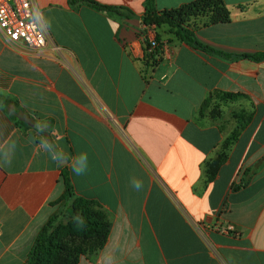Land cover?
<instances>
[{
    "label": "crops",
    "instance_id": "crops-1",
    "mask_svg": "<svg viewBox=\"0 0 264 264\" xmlns=\"http://www.w3.org/2000/svg\"><path fill=\"white\" fill-rule=\"evenodd\" d=\"M94 1L122 10L35 0L49 36L39 51L8 45L0 31V264L25 263L60 207L64 168L110 223L95 258L79 264H264V58L194 49L166 25H146L145 0ZM223 1L230 20L191 19L196 38L227 54L264 52V0ZM152 36L160 53L148 56ZM216 91L240 97L200 116ZM82 153L86 169L76 175Z\"/></svg>",
    "mask_w": 264,
    "mask_h": 264
},
{
    "label": "trees",
    "instance_id": "trees-1",
    "mask_svg": "<svg viewBox=\"0 0 264 264\" xmlns=\"http://www.w3.org/2000/svg\"><path fill=\"white\" fill-rule=\"evenodd\" d=\"M83 1L100 10L114 12H120L122 10L121 6L101 4L94 0ZM144 7L145 13L143 21L146 25H155L158 27L166 25L169 31L177 38L194 49L222 57L226 60L238 58L260 60L264 58V52L255 54H227L200 42L196 38L189 26L191 19L197 16H205L206 22L208 23L228 22L230 20L229 9L223 0H192L176 7L161 10L156 8L155 0H145ZM156 40L158 46L150 53L146 51L148 56L152 54L158 55L160 53L158 37H156ZM145 46V50H147L149 44L145 42ZM238 97H240L238 93L211 92L201 103L198 114L202 116L206 110L210 109L211 115L216 116L221 111L222 102L234 100ZM244 126L245 122L241 118L235 128L224 139L218 155L208 165L207 180H211L215 176L220 165L227 159L231 145ZM61 174L64 191L56 202H54L55 204L60 203V207L38 231L27 254V259L23 264H78L81 251L78 248L76 250L65 251L62 245V239L64 237L93 239L96 242L94 250L97 251L103 247L107 240L110 223L104 219L100 211L94 209L86 198L75 193L69 171L66 168L62 170ZM243 185L244 180L242 179L239 184H234L232 189L239 188ZM63 255L65 256V260L61 263L59 259Z\"/></svg>",
    "mask_w": 264,
    "mask_h": 264
},
{
    "label": "built area",
    "instance_id": "built-area-1",
    "mask_svg": "<svg viewBox=\"0 0 264 264\" xmlns=\"http://www.w3.org/2000/svg\"><path fill=\"white\" fill-rule=\"evenodd\" d=\"M0 31L8 45L42 50L49 41L41 12L35 0H0ZM146 37V36H145ZM150 53L158 46L155 36L145 38Z\"/></svg>",
    "mask_w": 264,
    "mask_h": 264
},
{
    "label": "rangeland",
    "instance_id": "rangeland-1",
    "mask_svg": "<svg viewBox=\"0 0 264 264\" xmlns=\"http://www.w3.org/2000/svg\"><path fill=\"white\" fill-rule=\"evenodd\" d=\"M62 245H63L65 251L76 250V248H78L81 251V255L79 256V260H80L81 256H83L85 258L93 259L97 255V250H94L96 242L93 241V239H82L80 237H72V238L71 237H64L62 239ZM64 257L65 256L63 255V257H61L59 259V261H61V263H63V261L65 260ZM78 264H79V261H78Z\"/></svg>",
    "mask_w": 264,
    "mask_h": 264
},
{
    "label": "clouds",
    "instance_id": "clouds-1",
    "mask_svg": "<svg viewBox=\"0 0 264 264\" xmlns=\"http://www.w3.org/2000/svg\"><path fill=\"white\" fill-rule=\"evenodd\" d=\"M42 147L47 150L50 146L45 141L42 144ZM52 158L59 161L63 157H62V154L54 153ZM86 165H87V155L82 153L72 162L73 172L76 175L83 174L85 169H86ZM134 187H135L136 190H140V188L142 187V184L139 181H135L134 182Z\"/></svg>",
    "mask_w": 264,
    "mask_h": 264
}]
</instances>
